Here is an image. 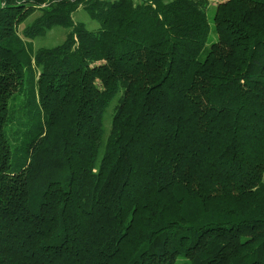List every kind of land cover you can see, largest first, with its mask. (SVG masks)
<instances>
[{
	"label": "trees",
	"instance_id": "16d2710c",
	"mask_svg": "<svg viewBox=\"0 0 264 264\" xmlns=\"http://www.w3.org/2000/svg\"><path fill=\"white\" fill-rule=\"evenodd\" d=\"M208 5L0 0V264H264V0Z\"/></svg>",
	"mask_w": 264,
	"mask_h": 264
},
{
	"label": "rangeland",
	"instance_id": "374dc122",
	"mask_svg": "<svg viewBox=\"0 0 264 264\" xmlns=\"http://www.w3.org/2000/svg\"><path fill=\"white\" fill-rule=\"evenodd\" d=\"M224 1L226 0H209V5L206 8V13H207V17H208L209 24H210V32H209L208 38L205 43V49H208L213 43H215L218 40V36L215 31L214 16H215L217 5ZM38 14L39 13H35L24 24H22L19 27L20 32L23 31L26 25L32 23L33 20L38 16ZM73 18L76 23L85 24L89 30L97 31L98 29L101 28V23L96 20H92L88 12L85 9L80 8L77 12L74 13ZM68 32H69L68 29H64L62 27H56V28L48 30L46 35L40 36V37L35 38L34 40H31L33 50L37 51L40 48H52L59 44H62L65 41ZM115 104L116 103L114 102L110 106V108H108L104 116V131H105L104 141L107 138V135L111 128L112 118H113V108ZM102 151H103V148L101 150V154H102ZM263 180H264V175H263Z\"/></svg>",
	"mask_w": 264,
	"mask_h": 264
}]
</instances>
